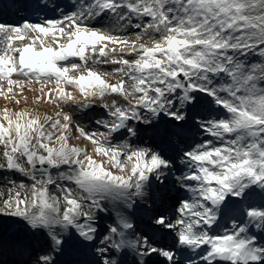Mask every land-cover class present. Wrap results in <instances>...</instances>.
I'll return each instance as SVG.
<instances>
[{"label":"snow or ice","instance_id":"1","mask_svg":"<svg viewBox=\"0 0 264 264\" xmlns=\"http://www.w3.org/2000/svg\"><path fill=\"white\" fill-rule=\"evenodd\" d=\"M26 90L53 113L8 106ZM0 98V173L28 181L0 191L21 264H264V0H90L0 23ZM97 103L105 131L75 115Z\"/></svg>","mask_w":264,"mask_h":264},{"label":"rangeland","instance_id":"2","mask_svg":"<svg viewBox=\"0 0 264 264\" xmlns=\"http://www.w3.org/2000/svg\"><path fill=\"white\" fill-rule=\"evenodd\" d=\"M51 1V0H50ZM90 2V0H55V2H53L54 4H56L59 8V14L62 16V13H71L72 11H76L77 8L81 5V4H86ZM54 19H58V18H54ZM108 17H105V25H107L108 22ZM43 21V20H41ZM41 21H32V22H41ZM21 23L24 22V20L20 21ZM137 21L133 20V23H136ZM0 23H10L13 25H19L21 23H16L15 21H0ZM95 23V22H94ZM99 26V25H97ZM139 30L137 29H131L129 30L126 34L129 36H133L135 34V32H137ZM104 69L106 70H111V66H102ZM15 78H20V77H15ZM34 89H38V85H33L32 86ZM69 91H71L72 89L69 88ZM24 96L28 97V103L27 105H24L23 101L21 103V105L16 106L14 103L13 104H9L8 106L11 108H15V107H28V108H36L37 111H39L40 113H44L47 112L48 114H52L54 111V106L51 104H46L44 102H41L39 105H35L33 104V98L35 96L40 95V93L36 90L33 91H25ZM19 98V97H18ZM110 99V98H109ZM7 102L4 101L2 98H0V108H2ZM76 118L85 126H87L88 129L90 130H97L99 128L100 131H105V129L100 128L99 125H97L95 123L96 120L99 119H108L109 117L107 116V112L104 109V111L102 112H98V113H83L80 112L79 110L76 111L75 113ZM196 138L197 139H203V138H208L205 136V134L203 133V131H199L196 134ZM137 144L140 143V141L136 140L135 141ZM72 143H78L81 146H83L86 142L84 141H76L73 140ZM175 175H180L179 172H176ZM8 180H15L17 182H20L21 180L28 182L27 179L25 177L20 176L18 173H14V172H8V171H4L2 173H0V191L2 192H6L7 187L9 186L7 184ZM178 187V185H177ZM181 196H183V193L181 194ZM147 203V202H145ZM174 206V207H173ZM170 208H173L172 211H169L167 213V215L172 218L173 220L175 219V216L178 215V213H175V208L179 207V204L175 201H171L169 204ZM101 216H104L105 219L100 221V223L104 226H107L109 223H111V221L109 219H107V213H100ZM15 218H7V217H0V230L2 231H10L12 236V243H13V239H18V240H23L24 239V233L19 231V225L17 223L14 222ZM253 232H256L255 229H252ZM257 236H258V242L259 243H264V234H261L259 232H256ZM174 235V233L172 234ZM5 241H3L2 239H0V251L3 248L1 246V244H4ZM169 242H171V240H169ZM2 247V248H1ZM15 251L16 249L14 247H12ZM18 248V247H16ZM17 252H21V250L18 248ZM18 260L15 261V263H9V260L12 259ZM23 258H25V260L27 259V257L24 255L21 259H19L18 257L15 258L14 254H5V256L3 257V259H0V264H21V261H23ZM119 259V257H118ZM133 259V254L129 253L126 259V264H131V261ZM2 260V261H1Z\"/></svg>","mask_w":264,"mask_h":264},{"label":"trees","instance_id":"3","mask_svg":"<svg viewBox=\"0 0 264 264\" xmlns=\"http://www.w3.org/2000/svg\"><path fill=\"white\" fill-rule=\"evenodd\" d=\"M12 236L11 235V232L10 231H2L0 230V239H2L3 241H5V238L7 240V243H6V246H5V243L4 244H1V251H0V259H3V257L5 256V254H14L15 255V258L18 257L19 259H21L24 255H21V252H17L18 248H15L16 251L12 248L13 247V243L11 242L12 241ZM23 260H25V258H23ZM2 261V260H1ZM15 261H18V260H15L14 258L12 260H9V263H15Z\"/></svg>","mask_w":264,"mask_h":264},{"label":"bare ground","instance_id":"4","mask_svg":"<svg viewBox=\"0 0 264 264\" xmlns=\"http://www.w3.org/2000/svg\"><path fill=\"white\" fill-rule=\"evenodd\" d=\"M51 2H55V0H51ZM38 3V1L36 0H30V3L26 4V6L28 8H31L32 7V14L29 15H20L19 18L20 19H23V20H31V19H34L35 16H38L39 19H42L44 18V16H46L48 13H50V9H48L47 11L46 10H43V7L44 6H48L50 4H47L46 2L43 3L42 6L38 7V8H34L33 6H35L36 4ZM40 10V12H39ZM10 14H12V10L10 11ZM59 18H62V16H60ZM177 166L179 167V160H177Z\"/></svg>","mask_w":264,"mask_h":264},{"label":"water","instance_id":"5","mask_svg":"<svg viewBox=\"0 0 264 264\" xmlns=\"http://www.w3.org/2000/svg\"><path fill=\"white\" fill-rule=\"evenodd\" d=\"M80 112H83L85 114L87 113H98V112H102L104 111V109L99 105V103H97L96 105H94L93 107L89 108V109H85V110H79Z\"/></svg>","mask_w":264,"mask_h":264}]
</instances>
